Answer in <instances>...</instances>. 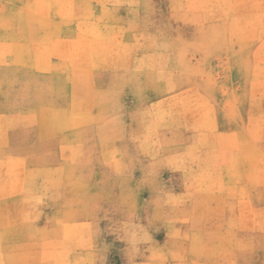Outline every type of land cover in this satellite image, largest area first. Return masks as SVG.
I'll use <instances>...</instances> for the list:
<instances>
[{"label": "rangeland", "instance_id": "obj_1", "mask_svg": "<svg viewBox=\"0 0 264 264\" xmlns=\"http://www.w3.org/2000/svg\"><path fill=\"white\" fill-rule=\"evenodd\" d=\"M234 4L0 0V264H264V36Z\"/></svg>", "mask_w": 264, "mask_h": 264}, {"label": "crops", "instance_id": "obj_2", "mask_svg": "<svg viewBox=\"0 0 264 264\" xmlns=\"http://www.w3.org/2000/svg\"><path fill=\"white\" fill-rule=\"evenodd\" d=\"M235 2V6H239L238 15L235 16L237 19H247V25H248V31L253 32L254 34H257L258 37L264 36V0H259L257 2L256 0H232ZM248 5L246 8V15L242 13L243 10H245V6ZM240 24V23H239ZM248 32L249 35L251 33ZM249 49H248V61L247 66L249 68H254L252 74H257L258 71H256V68H264V37L261 40L260 44H258L257 49L253 52L252 45L249 43ZM258 53L256 54V52ZM264 72V69H263ZM62 199L60 200V204L62 205ZM55 211H58V207H55ZM23 235L25 238L22 240L23 242H27V234L23 232ZM15 241H19L20 238H15ZM27 254L24 255L25 258H39V255H33L31 254V251H26ZM16 256H22L21 254Z\"/></svg>", "mask_w": 264, "mask_h": 264}]
</instances>
